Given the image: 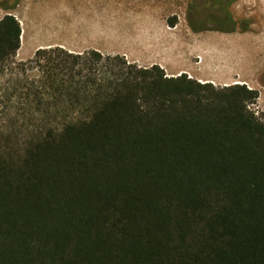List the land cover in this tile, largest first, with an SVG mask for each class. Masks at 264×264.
Wrapping results in <instances>:
<instances>
[{
  "label": "trees",
  "instance_id": "16d2710c",
  "mask_svg": "<svg viewBox=\"0 0 264 264\" xmlns=\"http://www.w3.org/2000/svg\"><path fill=\"white\" fill-rule=\"evenodd\" d=\"M20 36L0 19V264H264L256 92L97 52L18 61Z\"/></svg>",
  "mask_w": 264,
  "mask_h": 264
},
{
  "label": "crops",
  "instance_id": "0c3cea01",
  "mask_svg": "<svg viewBox=\"0 0 264 264\" xmlns=\"http://www.w3.org/2000/svg\"><path fill=\"white\" fill-rule=\"evenodd\" d=\"M16 8L18 61L58 48L121 57L140 68L158 66L168 78H197L190 57L198 50L194 36L202 34H193L191 26L199 20L164 18L152 0H19Z\"/></svg>",
  "mask_w": 264,
  "mask_h": 264
},
{
  "label": "rangeland",
  "instance_id": "374dc122",
  "mask_svg": "<svg viewBox=\"0 0 264 264\" xmlns=\"http://www.w3.org/2000/svg\"><path fill=\"white\" fill-rule=\"evenodd\" d=\"M152 1L164 18H170L173 16L175 19L177 18L178 21L180 18L182 21H185V2H182L181 0ZM18 3L19 0H0V19L8 15L14 16L16 14L15 11ZM243 7H245V1L241 2L237 9L236 5L233 6L232 11L239 20L245 21L253 19L255 23L252 25V29L261 32L260 36L257 39H251L250 37L243 36L239 33L234 35H225L213 32L204 33L200 36H194L195 39L193 41V45L196 46L194 49L198 50L190 57V64L194 68L195 75L197 76L195 80L202 84L214 82L215 84L213 85L218 88L228 87L229 85L232 86V84L233 86L235 84H240L246 85L249 89L251 88L261 91L263 93L260 95L261 102H253L250 104L249 108L264 121V88L261 84H259L260 76L262 80H264V63L259 62V64L254 67L256 55L262 56L259 57V59L264 61V45H260L264 39V21L258 15L255 7L245 9H243ZM7 8L11 10H7ZM226 9L227 8L224 5V7L220 9V12L223 13ZM190 11L191 18L194 21L200 20L203 16L198 7H193ZM188 34H190L189 31ZM205 52L207 53L205 54ZM202 54L207 57V66L209 68L212 67L207 73H203L202 71L204 66Z\"/></svg>",
  "mask_w": 264,
  "mask_h": 264
},
{
  "label": "flooded vegetation",
  "instance_id": "af4514ba",
  "mask_svg": "<svg viewBox=\"0 0 264 264\" xmlns=\"http://www.w3.org/2000/svg\"><path fill=\"white\" fill-rule=\"evenodd\" d=\"M184 3L185 9V21L190 23L192 21L190 10L193 7H198L202 12V18L193 26H191V32L194 34H204V33H221L225 35H234L241 34L243 36H248L251 39H257L261 32L252 29V25L255 23L253 19L249 20H239L236 18V15L233 13L232 8L236 5V9L239 7V4L245 1V8H253L257 9L258 15L264 21V16L262 14V6L260 0H227L226 5L228 6V13L222 14L219 10L221 3L219 0H181ZM240 1V2H239ZM9 10V8H7ZM264 45V39L262 40V44ZM258 48V47H257ZM258 50V49H257ZM258 57V58H257ZM256 55L254 67H256L259 62L264 63L262 59H259ZM259 84L264 88V80H262L261 76L259 78ZM250 90L257 93L256 103L261 102V96L263 93L259 90ZM264 108V105H263Z\"/></svg>",
  "mask_w": 264,
  "mask_h": 264
},
{
  "label": "bare ground",
  "instance_id": "6f19581e",
  "mask_svg": "<svg viewBox=\"0 0 264 264\" xmlns=\"http://www.w3.org/2000/svg\"><path fill=\"white\" fill-rule=\"evenodd\" d=\"M261 4H262V6H263V11H262V14H263V16H264V0H261ZM228 39V38H227ZM229 41V40H228ZM234 45V44H233ZM232 45V46H233ZM229 47V46H228ZM219 50V49H218ZM233 51V50H232ZM202 52V51H201ZM221 52V51H220ZM207 52H205V54H206ZM231 53V52H230ZM236 53H238V52H236ZM200 55H201V53H200ZM214 55V54H213ZM217 55V54H216ZM226 57V56H225ZM242 58V57H241ZM230 60H231V58H230ZM202 61H203V64H204V66H203V69H202V71H203V73H207V72H209L210 71V69L212 68H209L208 66H207V57H206V55H204V54H202ZM242 61V60H241ZM234 63V62H233ZM232 63V64H233ZM226 64V63H225ZM239 66V65H238ZM221 67V66H220ZM236 67V66H235ZM225 68H226V66H225ZM239 68V67H238ZM233 70V69H232ZM212 71V70H211ZM228 71V70H227ZM221 73V72H220ZM217 78V77H216ZM215 79V78H214ZM214 81V80H213ZM217 81V80H216ZM211 84H215L214 82H212ZM218 84V83H217ZM233 85V84H232ZM230 86V85H229Z\"/></svg>",
  "mask_w": 264,
  "mask_h": 264
},
{
  "label": "built area",
  "instance_id": "2783aa9c",
  "mask_svg": "<svg viewBox=\"0 0 264 264\" xmlns=\"http://www.w3.org/2000/svg\"><path fill=\"white\" fill-rule=\"evenodd\" d=\"M257 115V114H256Z\"/></svg>",
  "mask_w": 264,
  "mask_h": 264
}]
</instances>
